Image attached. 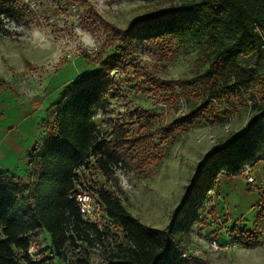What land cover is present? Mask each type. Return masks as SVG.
<instances>
[{
  "label": "trees",
  "instance_id": "obj_1",
  "mask_svg": "<svg viewBox=\"0 0 264 264\" xmlns=\"http://www.w3.org/2000/svg\"><path fill=\"white\" fill-rule=\"evenodd\" d=\"M21 19L18 0H0V24L3 20L19 23ZM99 20L111 36L115 34L111 44H100L97 64L101 69L74 80L54 107L46 133L26 154L29 181L14 183V176L5 177L6 172L0 171V264H92L86 246L92 247L94 242L103 246L101 235H110L119 243L104 252L103 264H198L188 249L190 235L204 224L203 211L211 202L209 193L218 191L219 177L239 175L244 167L264 159V154L259 155L264 150V80L259 76L264 63V0H191L136 18L124 29ZM186 43L200 50L198 62L203 70L178 82L193 91V97L185 100L188 113L160 129L157 140L163 142L173 129H188L201 118L222 124L229 109L234 111L235 100L253 115L239 134L225 145L213 147L197 164L163 229L142 224L113 192L89 186L110 219L100 233L95 225L82 222L68 195L80 168L91 167L109 178L112 166L127 165L128 150L121 144V135L99 136L94 123L96 112L108 107L119 92L114 79L103 72L104 66L118 56L129 61L143 46L163 51ZM110 49L116 53L109 55ZM221 103H227L229 109L222 110ZM149 119L153 118L145 117V121ZM232 231L246 236L247 244L257 243L253 232ZM41 233L43 240L39 239ZM34 242L43 244L37 251L38 261L27 255Z\"/></svg>",
  "mask_w": 264,
  "mask_h": 264
},
{
  "label": "rangeland",
  "instance_id": "obj_2",
  "mask_svg": "<svg viewBox=\"0 0 264 264\" xmlns=\"http://www.w3.org/2000/svg\"><path fill=\"white\" fill-rule=\"evenodd\" d=\"M187 1L191 0H18L22 21L3 20L0 24V112L4 114L0 139L3 130L18 122V131L11 138L13 145L30 150L46 133L52 111L70 84L100 71V44H111L115 34L111 36L99 18L124 29L136 18ZM159 51L143 46L129 61L118 56L104 66L103 72L114 79L119 92L108 107L96 112L94 123L99 136L121 135V144L128 150L127 165L112 166L109 178L87 167L79 174L87 187L113 192L142 224L163 229L197 164L213 147L223 146L239 134L253 113L236 100L234 111L221 103L222 110L229 109L222 124L201 118L188 129H173L168 139L160 142V129L184 117L188 113L185 100L193 97V91L178 82L192 79L203 67L196 45L173 44ZM115 53L108 51L109 55ZM259 76L264 80V63ZM258 91L256 88L252 93ZM245 99L247 104L251 102L249 95ZM148 115L153 119L145 121ZM9 140L3 145H12ZM262 172L264 159L244 167L239 175L219 177L218 191L209 193L211 202L203 211L204 224L190 235L188 249L198 264H264V183L259 189L246 184L248 175L259 182ZM20 173L6 172L5 177L14 176V183H27V166H22ZM233 228L253 232L257 243L247 244L246 236L234 233ZM108 236L107 242L116 248L119 243ZM43 238L44 234H39V239ZM212 238L218 241L219 249L209 248ZM92 247L91 263L103 264L107 245L102 250Z\"/></svg>",
  "mask_w": 264,
  "mask_h": 264
},
{
  "label": "built area",
  "instance_id": "obj_3",
  "mask_svg": "<svg viewBox=\"0 0 264 264\" xmlns=\"http://www.w3.org/2000/svg\"><path fill=\"white\" fill-rule=\"evenodd\" d=\"M85 166L80 168L76 174L78 175V180L75 182L74 188L71 190L69 193L68 197L69 199L73 200L76 208L78 210V214L82 220V222L86 225H95L97 230L102 233L103 232V226L105 224H108L110 219L108 218L104 206L102 202L99 200V198L93 194L88 187L84 184L82 181L81 175L79 174V171L85 170ZM89 171H91V167L86 168ZM247 183L248 185L252 186L255 189H259L264 183V172L261 173V178L260 181L257 182L253 176L248 175L247 178ZM262 184V185H261ZM97 189H100L101 187H95ZM108 235L107 236H102L100 237V241L102 242L103 245H107V250L110 249H115L113 245L111 246L108 240ZM111 237V236H110ZM112 241V240H111ZM99 242H94L93 245L96 246V249H103L104 247L102 245H99ZM112 244V242H111ZM110 245V246H108ZM86 246V244H85ZM208 246L211 250H217L220 248L218 241L215 238H212ZM43 247V244L40 245L39 243H32L29 248L27 249V255L30 258L31 261H38L40 258V255L37 254V251ZM92 249H94L92 247ZM226 249V247H225ZM86 250L89 253L90 259H91V247L86 246ZM77 252H80L79 249ZM192 254V252H190ZM52 253L49 254V257H52Z\"/></svg>",
  "mask_w": 264,
  "mask_h": 264
},
{
  "label": "crops",
  "instance_id": "obj_4",
  "mask_svg": "<svg viewBox=\"0 0 264 264\" xmlns=\"http://www.w3.org/2000/svg\"><path fill=\"white\" fill-rule=\"evenodd\" d=\"M4 118V114L0 112V122ZM19 125L18 122H14L11 127L7 130L2 131V136L0 139V171L10 172L14 175H20L22 166H26V154L29 151L28 146H21L18 148L14 146V139H11L18 131ZM11 135V136H10ZM10 137V142L12 145L8 146L3 145V141L7 140ZM20 147V146H19Z\"/></svg>",
  "mask_w": 264,
  "mask_h": 264
}]
</instances>
